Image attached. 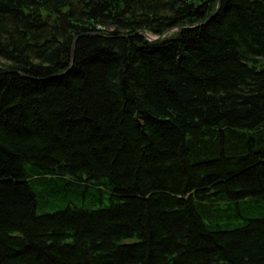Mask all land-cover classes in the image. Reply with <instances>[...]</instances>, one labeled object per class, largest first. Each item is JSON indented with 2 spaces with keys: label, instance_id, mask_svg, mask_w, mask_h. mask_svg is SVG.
Returning a JSON list of instances; mask_svg holds the SVG:
<instances>
[{
  "label": "trees",
  "instance_id": "trees-1",
  "mask_svg": "<svg viewBox=\"0 0 264 264\" xmlns=\"http://www.w3.org/2000/svg\"><path fill=\"white\" fill-rule=\"evenodd\" d=\"M219 1L0 0V264H264V0Z\"/></svg>",
  "mask_w": 264,
  "mask_h": 264
},
{
  "label": "water",
  "instance_id": "water-1",
  "mask_svg": "<svg viewBox=\"0 0 264 264\" xmlns=\"http://www.w3.org/2000/svg\"><path fill=\"white\" fill-rule=\"evenodd\" d=\"M220 4H221V0L219 1L218 8H217V11H216L215 14L218 13L219 8H220ZM208 21H209V20H208ZM208 21H207V22H208ZM207 22H205V23H207ZM182 29H184V28H175V29H172V30H167L162 36H159V37H151V36L148 35L145 31H143V32H144V33L146 34V36H147L149 39H151V40H160V39H163L164 37H166V35H168V34L171 33L172 31H175V30H182Z\"/></svg>",
  "mask_w": 264,
  "mask_h": 264
},
{
  "label": "rangeland",
  "instance_id": "rangeland-1",
  "mask_svg": "<svg viewBox=\"0 0 264 264\" xmlns=\"http://www.w3.org/2000/svg\"><path fill=\"white\" fill-rule=\"evenodd\" d=\"M3 63H5V61L2 58H0V67H2L1 64H3Z\"/></svg>",
  "mask_w": 264,
  "mask_h": 264
}]
</instances>
